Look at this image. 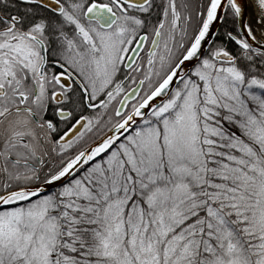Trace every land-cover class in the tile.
Masks as SVG:
<instances>
[{"label": "snow or ice", "instance_id": "1", "mask_svg": "<svg viewBox=\"0 0 264 264\" xmlns=\"http://www.w3.org/2000/svg\"><path fill=\"white\" fill-rule=\"evenodd\" d=\"M0 264H264V0H0Z\"/></svg>", "mask_w": 264, "mask_h": 264}]
</instances>
